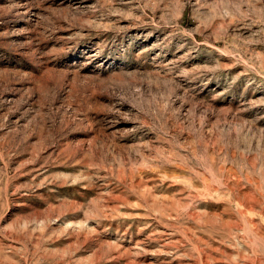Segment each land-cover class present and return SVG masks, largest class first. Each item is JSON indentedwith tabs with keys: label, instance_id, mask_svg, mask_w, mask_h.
<instances>
[{
	"label": "rangeland",
	"instance_id": "rangeland-1",
	"mask_svg": "<svg viewBox=\"0 0 264 264\" xmlns=\"http://www.w3.org/2000/svg\"><path fill=\"white\" fill-rule=\"evenodd\" d=\"M0 264H264V0H0Z\"/></svg>",
	"mask_w": 264,
	"mask_h": 264
}]
</instances>
